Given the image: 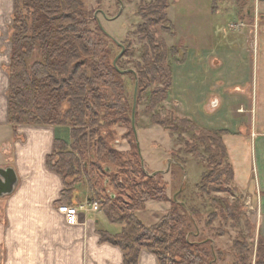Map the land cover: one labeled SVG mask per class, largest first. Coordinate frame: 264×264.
Returning <instances> with one entry per match:
<instances>
[{
	"label": "trees",
	"instance_id": "1",
	"mask_svg": "<svg viewBox=\"0 0 264 264\" xmlns=\"http://www.w3.org/2000/svg\"><path fill=\"white\" fill-rule=\"evenodd\" d=\"M168 8V0H154L147 10L140 12L142 31L147 33L156 52L152 59L145 55L148 68L144 69L148 70L147 75L154 72L153 80L163 85L164 88L158 91L162 98L171 94L173 72L166 62L165 46L149 32V28L165 21L171 24ZM87 18L83 0H15L9 65L10 124L14 128L18 125L72 128L70 149L57 141L53 153L47 158V166L64 180L62 200L66 205L78 204L73 201L76 198L74 186L79 183L81 168L84 170L89 179L92 201H99L109 222L122 226L118 235L100 234L103 242L124 251L123 264H138L143 249L155 254L159 264H215L217 256L213 241L190 240L194 234L190 228L196 223V214L177 198L174 200L183 213L175 209L153 226H146L136 216L135 212L144 210L147 201L164 200L163 189L155 180L162 172L145 173L133 127V159L109 145L115 134L112 126L126 122L128 118L123 76L125 73L135 75V72H126L119 60L114 63L110 41L116 40L100 25L97 29L90 28ZM175 52L176 60L182 61L185 50L181 48ZM35 53L41 59L30 64ZM66 103L69 108L64 111ZM182 122L187 125L186 130L199 131L197 142L206 144L208 152L213 151L210 139L221 150L222 155L212 153L213 164L220 167L225 159L228 160L223 131L202 129L187 117ZM156 123L166 128L170 125L166 120ZM191 152L198 155L193 150ZM207 177L204 175V179ZM215 177L213 182L233 183L234 171L229 160L228 168L219 170ZM70 179L73 181L69 182ZM106 190L111 194L104 201L99 194ZM126 191L131 192L128 200L123 197ZM234 210L230 208L231 215L237 220ZM206 243H210V250L204 248ZM235 246L240 254L250 249L240 241ZM257 255L258 263L264 264L263 237L259 238Z\"/></svg>",
	"mask_w": 264,
	"mask_h": 264
},
{
	"label": "rangeland",
	"instance_id": "2",
	"mask_svg": "<svg viewBox=\"0 0 264 264\" xmlns=\"http://www.w3.org/2000/svg\"><path fill=\"white\" fill-rule=\"evenodd\" d=\"M168 1L171 4H169L171 6L169 9L171 24L165 21L149 28V32L154 33L155 37L165 46L163 52L166 54L167 65L171 68L174 65L176 67L178 61L174 54L177 49H181L179 44L186 47L183 49L188 52L189 56L197 55L196 58L200 62L197 69L199 74L205 79L215 78L212 80L218 83L211 90L218 94L217 97L220 96L221 104L219 110L217 109L213 113L207 112V116L213 115V118H224L225 120L230 117V120H233L236 111L231 100L232 97L229 95L232 93L227 90V85L232 83L235 75L232 69V59L236 47L232 45V41L235 39L234 33L237 31L238 25L242 21L252 23L251 15L246 13V10L253 4L252 0H245L246 7L243 8L238 0ZM153 2L154 0H83V9L88 14L90 28L97 29L100 25L116 40V42L110 41L112 59H116L121 54L118 60L125 71L133 70L135 72V75L125 73L123 76L128 118L126 122L112 126L115 134L109 145L120 153L129 154V157L133 159L132 115L135 88L139 82L136 93L135 126L143 166L146 174L154 175L162 172L156 176L155 180L160 189H163L164 200L147 201L144 210L136 211L135 214L146 226H153L165 216H170L175 209L183 213L182 208L174 200L177 198L189 209H193L196 214V223L192 224L190 228L194 233L190 240L200 242L210 239L213 241L217 256L215 264H260L257 255L259 237L256 227L258 223L256 214L251 209L252 205H249V202L245 203V196L236 190L233 183L224 185L220 182H213L219 170L225 171L228 168V160L225 159L220 167L213 164L212 153L216 154L217 152L222 155L221 150L212 139L209 141L210 148L213 150L211 153L208 152L206 144L197 142V138L200 136L199 131L186 130L187 125L183 123L184 121L182 122L187 115L179 97L170 94L169 97L162 98L158 91L164 88L163 85L153 80L154 72L147 75L148 70L144 69L148 68L145 55L147 54L152 59L156 57V52L153 51L147 33L142 31L143 18L140 12L144 9L147 10ZM12 35L13 17L8 42L10 63ZM256 44V54L258 55L261 50L259 41ZM181 53L184 54L183 51ZM40 59L41 56L35 53L29 63ZM216 61L222 62L219 65ZM209 95V92H198L195 96L189 95V99L192 97L201 101L202 97L207 98ZM68 108L69 104L66 103L63 110L66 111ZM160 120H166L170 125L166 128L163 124L156 123ZM68 127L72 131V128ZM174 128L176 130H173ZM72 142L71 132V140L61 143L62 146L70 149ZM192 150L198 155H194ZM92 169L93 166L90 168V173ZM81 170L79 183L74 186L76 198H73V201L78 204L92 200L89 179L83 172L84 170L82 168ZM206 174L208 177L204 179ZM225 177L227 178V175ZM71 180L73 181L70 179L69 182ZM137 180L139 181L140 178ZM94 181L96 182V180ZM137 191L140 190L137 189ZM109 194H111L110 191L106 190L101 192L99 197L101 196L106 201ZM130 194V191H126V195L123 196L124 200H128ZM96 197L98 198V196ZM61 203V206L66 205L63 200ZM232 207L235 209L237 220L231 215L230 208ZM80 213H87L102 220L107 218L103 207L97 213L91 211H81ZM64 221L67 225L72 226L66 216H64ZM107 223L109 225L111 222ZM101 231L104 230L101 229ZM117 231L118 229L115 230V233ZM121 231L122 226L119 233ZM197 232L199 235H196ZM237 241L249 245V251L240 254L235 246ZM210 247V243H206L204 246L207 248L206 250H210ZM4 259V249L0 248L1 264ZM209 259L210 257L207 258V262ZM14 261L17 262V259Z\"/></svg>",
	"mask_w": 264,
	"mask_h": 264
},
{
	"label": "crops",
	"instance_id": "3",
	"mask_svg": "<svg viewBox=\"0 0 264 264\" xmlns=\"http://www.w3.org/2000/svg\"><path fill=\"white\" fill-rule=\"evenodd\" d=\"M238 2L246 7L245 0ZM252 2L246 10L252 23L242 21L232 41L236 47L232 59L235 75L227 90L232 93L229 95L235 106L233 120L207 116L219 110L220 96L211 90L218 83L212 80L215 78L205 79L199 74L197 55L191 57L187 51L184 59L176 62L177 68H172L171 96L179 97L187 118L200 128L224 132L228 160L234 171L233 186L245 196V203L252 205L258 237L264 238V0ZM14 8L15 0H0V167H12L18 176L14 191L0 197V248L5 254L2 264H123L124 251L103 242L100 234L116 235L121 226L87 213H80L78 222L70 226L59 211L64 181L48 168L47 158L57 141L71 140L69 127L14 128L9 122L8 42ZM257 41L261 48L258 55ZM198 92L210 95L201 101L189 99V95ZM138 264L159 262L155 254L143 249Z\"/></svg>",
	"mask_w": 264,
	"mask_h": 264
},
{
	"label": "water",
	"instance_id": "4",
	"mask_svg": "<svg viewBox=\"0 0 264 264\" xmlns=\"http://www.w3.org/2000/svg\"><path fill=\"white\" fill-rule=\"evenodd\" d=\"M120 55L117 56L114 63L117 62ZM137 90H138V84L136 85V88H135V102H134V107H133L132 123H133V129H134V132H135V135L137 138L138 148H139V151L141 153L140 143L138 141V134H137L136 126H135ZM169 164H170V162H169ZM155 174H157V173H155ZM17 183H18V176H17V173H16L14 168H12V167H0V197L10 195L14 191Z\"/></svg>",
	"mask_w": 264,
	"mask_h": 264
},
{
	"label": "built area",
	"instance_id": "5",
	"mask_svg": "<svg viewBox=\"0 0 264 264\" xmlns=\"http://www.w3.org/2000/svg\"><path fill=\"white\" fill-rule=\"evenodd\" d=\"M100 210V204L98 201H86L80 202L76 205H64L59 207V211L63 213L70 224H76L81 211L97 212Z\"/></svg>",
	"mask_w": 264,
	"mask_h": 264
}]
</instances>
